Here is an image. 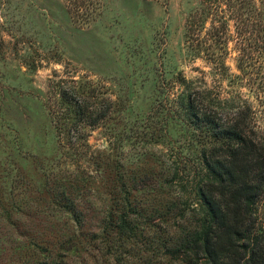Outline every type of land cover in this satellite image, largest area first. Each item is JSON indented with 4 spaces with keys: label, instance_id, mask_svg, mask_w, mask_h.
Returning a JSON list of instances; mask_svg holds the SVG:
<instances>
[{
    "label": "trees",
    "instance_id": "16d2710c",
    "mask_svg": "<svg viewBox=\"0 0 264 264\" xmlns=\"http://www.w3.org/2000/svg\"><path fill=\"white\" fill-rule=\"evenodd\" d=\"M200 3L185 19L187 48L226 74L234 28L238 68L264 94V61H253L264 57V0ZM173 81H154L136 106L129 85L49 78L54 144L22 154L33 177L18 194L0 187V264H264L257 111L180 71ZM96 128L107 147L88 142Z\"/></svg>",
    "mask_w": 264,
    "mask_h": 264
},
{
    "label": "rangeland",
    "instance_id": "374dc122",
    "mask_svg": "<svg viewBox=\"0 0 264 264\" xmlns=\"http://www.w3.org/2000/svg\"><path fill=\"white\" fill-rule=\"evenodd\" d=\"M200 2L0 0V187L5 193L18 194L25 187L23 179L33 177L22 154L53 147L42 103L54 73L85 75L102 92L105 87L122 93L129 85L140 106L142 98L151 96L154 81L162 79L170 87L180 71L216 87L223 97L249 99L264 137V94L258 96L257 84L249 82L253 74L238 68L242 50L234 28L229 29L226 74H216L204 54L193 56L187 48L185 19ZM253 58L255 64L264 61L258 53ZM88 142L93 148L107 147L102 128L92 130Z\"/></svg>",
    "mask_w": 264,
    "mask_h": 264
}]
</instances>
